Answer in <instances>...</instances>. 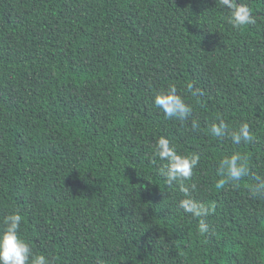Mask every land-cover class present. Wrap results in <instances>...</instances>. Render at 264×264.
<instances>
[{
    "label": "trees",
    "instance_id": "1",
    "mask_svg": "<svg viewBox=\"0 0 264 264\" xmlns=\"http://www.w3.org/2000/svg\"><path fill=\"white\" fill-rule=\"evenodd\" d=\"M237 3L255 25L217 0H0V235L18 213L50 264H264V0ZM170 85L198 131L155 106ZM220 119L256 141L213 138ZM161 137L201 158L185 184L215 208L206 235L158 174ZM237 152L250 175L217 190Z\"/></svg>",
    "mask_w": 264,
    "mask_h": 264
},
{
    "label": "clouds",
    "instance_id": "2",
    "mask_svg": "<svg viewBox=\"0 0 264 264\" xmlns=\"http://www.w3.org/2000/svg\"><path fill=\"white\" fill-rule=\"evenodd\" d=\"M217 3L229 10L227 19L233 28L241 29L244 26L256 24L257 21L252 10L246 5L238 4L237 0H217ZM187 92L193 97L203 95L191 83L187 85ZM154 103L167 119L177 120L181 124H186L191 120V129L194 132L199 130L198 123L192 118L193 109L178 95L174 85H170L166 92L158 93ZM210 135L217 140L230 139L235 145L252 144L256 141V137L251 133L247 123L241 124L237 130H230L222 119L219 120V123L211 125ZM155 156L166 161L163 167L158 169V174L165 178L166 185L171 186L174 182H179L180 191L186 197L180 201L179 207L185 213L199 220L198 232L202 236L206 235L209 232L206 219L210 215H214L215 208L194 200L191 193L195 191L196 185L194 183L190 186L185 184L186 181L192 180L193 170L199 165L200 156L198 154L179 155L170 141L163 137L155 145ZM217 175L221 177L215 184L217 190L224 189L226 185L238 188L239 182L250 175L247 157L237 152L220 160ZM249 193L252 199L264 200V180H258L249 189ZM3 223L5 229L0 235V264H50L44 255H35L29 244L20 238L19 230L22 223L20 214L7 216Z\"/></svg>",
    "mask_w": 264,
    "mask_h": 264
}]
</instances>
